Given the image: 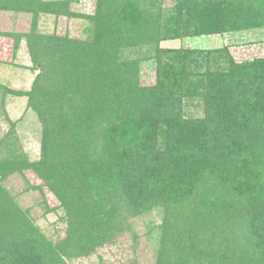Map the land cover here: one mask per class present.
<instances>
[{
    "label": "trees",
    "instance_id": "obj_1",
    "mask_svg": "<svg viewBox=\"0 0 264 264\" xmlns=\"http://www.w3.org/2000/svg\"><path fill=\"white\" fill-rule=\"evenodd\" d=\"M161 2L97 0L86 15L68 12V1L0 0V20L3 11L32 14L27 31L0 24V37L12 39L13 54L24 41L30 70L38 69L27 90L0 85L1 98L25 97L40 125L36 160L14 121L0 138V264H69L152 210L160 213L149 231L154 264H264L263 77L233 62L227 47L159 46L264 25L263 0H175L169 19ZM60 11L89 21L84 39L37 30L40 13ZM133 41L155 45L153 85L138 83L137 60L117 58ZM193 53L205 59L201 73L185 71ZM122 66L131 73H119ZM192 96L201 117L182 114V99ZM26 171L40 180L29 188L58 201L45 212L64 211L62 236L46 235L7 191L5 180Z\"/></svg>",
    "mask_w": 264,
    "mask_h": 264
},
{
    "label": "rangeland",
    "instance_id": "obj_2",
    "mask_svg": "<svg viewBox=\"0 0 264 264\" xmlns=\"http://www.w3.org/2000/svg\"><path fill=\"white\" fill-rule=\"evenodd\" d=\"M52 2L68 1V12L83 13L92 15L95 11L97 0H44ZM259 3L260 0H254ZM175 0H162V13L165 18H171ZM264 3V0H263ZM259 6V5H258ZM30 12L3 11L1 13V28L27 31L32 22ZM260 19L255 20V26L242 28L239 30L201 34L199 36L180 37L177 39H166L159 42V46L164 48H190L201 51L213 50L227 47L229 57L235 63H250L254 66L257 77H263L264 63L259 60L264 59V25H257ZM262 23V22H261ZM89 21L84 18L73 17L63 12L40 13L36 19V28L43 34L58 36L68 35V37L84 39ZM135 42L129 47H123L118 51L119 61L129 59L137 60L138 83L142 85H153L156 82L157 61L154 58L155 45L153 43ZM196 53V52H195ZM190 54L184 60L186 72L201 73L205 69L204 57ZM203 52H200L202 55ZM14 55V56H13ZM163 61L172 63L175 59L162 55ZM219 59V57H218ZM162 61V63H163ZM0 85H5L10 89L27 90L32 79L38 73V69L30 70L31 61L26 50V44L21 41L19 48L13 54L12 39L0 37ZM11 62V64H10ZM223 70L227 68V56L219 59ZM118 64V63H117ZM120 65V64H119ZM119 72L129 75L131 68L124 67ZM164 68L162 71H168ZM253 72V71H252ZM1 92V91H0ZM26 98L7 93L5 98H1L0 93V138L7 132L10 121L15 122V133L18 135L20 144L27 153L30 160H36L39 155L40 125L33 112L26 109ZM180 105L182 114L186 117H201L203 115L202 102L197 96L183 98ZM40 180L31 171L25 172V177L19 174L10 175L4 182L9 194L22 207L28 208L34 222L48 236L56 237L63 235L65 227L64 211L57 208L54 211L45 212L44 206L56 207L58 201L46 190L44 196L38 190L29 188L37 185ZM132 231L121 232L115 237L114 242L95 248V251L87 257L73 259L69 264H154L155 243L154 233H150V228L154 229L160 223V213L152 210L143 216L130 218Z\"/></svg>",
    "mask_w": 264,
    "mask_h": 264
}]
</instances>
